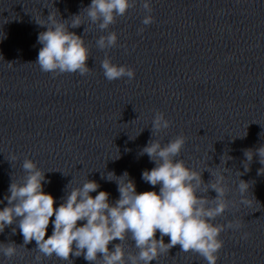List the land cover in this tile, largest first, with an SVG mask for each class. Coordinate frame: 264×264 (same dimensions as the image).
I'll list each match as a JSON object with an SVG mask.
<instances>
[{"label": "water", "instance_id": "95a60500", "mask_svg": "<svg viewBox=\"0 0 264 264\" xmlns=\"http://www.w3.org/2000/svg\"><path fill=\"white\" fill-rule=\"evenodd\" d=\"M90 4L0 0V210L7 206L10 184L26 175L25 159L45 172L50 183L44 191L55 198V207L88 179L100 185L93 197L105 191L114 202L118 185L107 180L109 172L117 177L127 172L138 193L158 192L159 186L142 179L143 171L155 167L142 149L151 139L164 144L182 135L186 143L177 159L203 172L209 187L210 172L223 176L231 204L215 223L243 225L221 234L217 264H264V175H258L264 165L257 157L248 171L244 168V150L264 146V0H151L155 22L150 26L142 24L148 13L137 0L104 32L82 12L85 25L70 30L84 35L92 70L85 76L42 72L35 64L42 47L38 36L47 29L38 23H47L50 12L57 20L70 19ZM110 31L118 34V45L102 51L96 41ZM106 56L132 68L135 78L108 81L101 68ZM156 112L172 125L152 133ZM241 180L251 184L243 197ZM52 232L50 223L46 238ZM164 241L170 243V237ZM12 242L18 245L16 254L7 258L0 253V264H91L83 256L69 261L43 256L35 241L20 246L24 238L16 224L0 233V246ZM124 246L138 254L131 239ZM152 264L207 262L177 245Z\"/></svg>", "mask_w": 264, "mask_h": 264}, {"label": "clouds", "instance_id": "9594fccd", "mask_svg": "<svg viewBox=\"0 0 264 264\" xmlns=\"http://www.w3.org/2000/svg\"><path fill=\"white\" fill-rule=\"evenodd\" d=\"M136 3L137 0H91V4L83 8L80 14L67 20L61 16L57 20L50 12L47 23H38L47 30L38 36V43L42 47L35 64L42 72L54 75L89 74L92 68L88 67L87 62L91 58V49L84 35H77L70 29L85 25L80 19L84 12L100 31H108L118 18L135 8ZM141 4L148 13L142 24L150 26L155 22V17L151 15V0H141ZM144 31L142 27L138 29V34L142 35ZM117 45L118 34L115 31L100 36L96 41V46L102 51ZM101 68L110 82L135 78L132 68L114 64L107 56L101 61ZM171 125L164 113L156 112L152 133L165 131ZM185 143L186 138L179 135L164 144L151 139L142 149L141 155L146 154L155 164L151 170L143 171L142 179L154 188L159 186L158 192L138 193L135 182L127 172L120 177L109 172L107 180L115 181L118 185L119 198L114 202L105 191H99L93 197L91 193L97 192L100 185L88 179L82 186L67 191L64 202L55 207V198L44 191V184L50 183L46 180L45 172L32 160L25 159L22 169L26 175L21 182L13 181L8 189L10 195L4 197L7 206L0 210V233L16 224L24 238V244L20 246L35 241L40 254L47 257L55 254L63 261H69L73 256H83L91 264H152L158 261L160 254L169 253L179 245L182 252H193L207 264H217L224 244L221 234L228 229L238 230L243 225L239 221L215 223L231 204L227 199L223 176L214 177L210 172L213 179L210 187L207 186L209 182H204L203 172L177 159ZM244 156L245 171L249 170L257 157L258 162L264 165V146L244 150ZM258 175H264V167L258 170ZM112 176L116 179H111ZM204 186H207L206 190L201 191ZM250 186L249 182L241 180L238 188L242 197ZM209 190H214L217 196L209 197ZM241 203L248 202L242 199ZM50 223L53 224V232L46 238ZM16 231L13 228L12 234L15 235ZM157 232L160 233L159 239ZM166 236L170 237V243H165ZM247 237V233L242 236L243 239ZM126 239L134 241L138 254H133L124 246ZM117 240L120 243L113 244ZM17 246L14 242L4 244L0 246V253L11 258L16 254ZM35 259L41 261V255Z\"/></svg>", "mask_w": 264, "mask_h": 264}]
</instances>
